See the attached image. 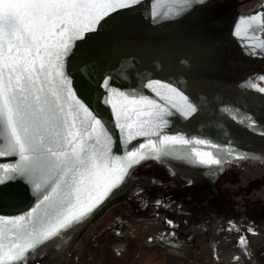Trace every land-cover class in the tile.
Returning a JSON list of instances; mask_svg holds the SVG:
<instances>
[{
  "label": "water",
  "instance_id": "95a60500",
  "mask_svg": "<svg viewBox=\"0 0 264 264\" xmlns=\"http://www.w3.org/2000/svg\"><path fill=\"white\" fill-rule=\"evenodd\" d=\"M126 2L130 7L110 11L95 26L96 32H85L83 40L72 42V54L65 58L69 87L107 125L116 155L125 156L129 149L148 153L143 145L148 139L158 142L159 137L138 136L133 127L129 139L120 130L115 114L126 102L106 90L105 81L117 90L155 100L171 115L164 117L169 123L162 130H152H160L161 136L180 135L193 143L168 146L170 155L162 160L141 161L85 222L42 245L25 264H79L90 236L109 212L135 204L176 216L171 227L181 234L161 247L170 256L186 258L174 249L190 238L188 232L196 233L199 241L216 238L218 221L192 222L187 217L194 209L209 212L217 203L222 182L227 181L226 166L240 160L264 161V92L259 91L264 89L263 19L241 9L240 0H207L203 5L194 0ZM257 16L259 20H246ZM149 82L152 88L145 87ZM177 93L186 96L197 112L184 117L180 110L187 105ZM106 99L111 103L105 104ZM128 117L137 120L135 112L129 111ZM197 139L218 147L195 144ZM196 151L211 152L226 162L219 167L200 165ZM229 151H233L231 157ZM237 154L249 158L236 159ZM16 162L15 156L0 157V164ZM39 195L31 182L22 179L0 185V216L31 212ZM35 226H41L38 217ZM184 226L188 232H182ZM248 245L244 258L255 251ZM215 251L212 261L218 264V244Z\"/></svg>",
  "mask_w": 264,
  "mask_h": 264
},
{
  "label": "snow or ice",
  "instance_id": "6c2138e0",
  "mask_svg": "<svg viewBox=\"0 0 264 264\" xmlns=\"http://www.w3.org/2000/svg\"><path fill=\"white\" fill-rule=\"evenodd\" d=\"M128 7L126 0H0V157H18L16 163L0 164V185L22 179L40 193L31 212L0 216V225H10L0 227V264H25L42 245L85 222L141 161L162 160L170 155L168 146L193 143L180 135L161 136L169 123L164 117L171 113L155 100L117 90L105 81V89L126 102L115 114L120 130L129 139L133 127L138 136L159 137L143 145L148 153L129 149L125 156L116 155L107 125L69 87L65 58L72 54V42L83 40L85 32H96L95 26L110 11ZM145 87L152 88L153 82ZM177 95L187 105L180 110L184 117L197 112L186 96ZM129 111L137 120L130 121ZM194 143L218 147L200 139ZM195 155L208 167L226 162L211 152ZM239 243L246 244V237Z\"/></svg>",
  "mask_w": 264,
  "mask_h": 264
},
{
  "label": "flooded vegetation",
  "instance_id": "af4514ba",
  "mask_svg": "<svg viewBox=\"0 0 264 264\" xmlns=\"http://www.w3.org/2000/svg\"><path fill=\"white\" fill-rule=\"evenodd\" d=\"M240 2L241 9L259 15L264 21V0ZM261 34L264 38V23ZM226 167L227 181L222 182L221 196L217 203L209 212L206 208L194 209L187 217L192 222L200 219L218 221L216 238L214 240L201 238L199 241L193 235L196 233L186 231L189 227L184 226L182 232H188L190 238L182 242L173 240L180 243L174 251L185 254L184 259L189 263L213 264L210 261L217 256L216 244L221 250L218 253V264H247L250 260L257 261L264 250V161L240 160ZM175 217L169 212L136 204L130 208H118L109 212L101 226L96 229L98 231L96 238L99 240L109 237L115 241L137 243L139 237L146 236L142 239V245L159 248L169 256L161 245H168L172 242V237L181 234L178 229L167 223L173 222ZM233 225L235 227H232ZM202 228L207 234L208 226L204 225ZM240 237H246L247 243L240 244ZM227 242L229 247L226 248ZM245 245L255 247L254 253L246 258L244 256L248 251Z\"/></svg>",
  "mask_w": 264,
  "mask_h": 264
},
{
  "label": "rangeland",
  "instance_id": "374dc122",
  "mask_svg": "<svg viewBox=\"0 0 264 264\" xmlns=\"http://www.w3.org/2000/svg\"><path fill=\"white\" fill-rule=\"evenodd\" d=\"M97 233L98 231L96 230L90 236L89 242L86 246L85 254L79 264H96V262H100V255L102 256L104 260H106L107 253L109 255L110 253H112L111 250L117 249V248L121 249L120 253H122L121 254L122 256L126 258L129 257L131 264H135V262L136 264H139V261L141 260H144L146 264L148 263V260L152 259V257L155 258L158 255L160 256L163 255L164 257L168 256L159 248L158 249L150 248L146 244L142 245L141 243L142 239H144L146 236L139 237V239L137 240V243L123 242V243H119L118 245V243H115L117 241L112 240L109 237L107 238L105 237L104 239L98 240L96 238ZM170 257L177 258L179 261L184 262L186 264H197V263H189L187 260H185L182 257H173V256H170ZM134 260L136 261L133 262ZM210 262L215 264L212 260ZM113 263L118 264L119 262L114 261ZM247 264H264V250L261 251V255L259 256V259L257 261L250 260L247 262Z\"/></svg>",
  "mask_w": 264,
  "mask_h": 264
},
{
  "label": "crops",
  "instance_id": "0c3cea01",
  "mask_svg": "<svg viewBox=\"0 0 264 264\" xmlns=\"http://www.w3.org/2000/svg\"><path fill=\"white\" fill-rule=\"evenodd\" d=\"M115 243H123L122 241H117ZM123 250V249H122ZM121 249L117 248V249H113L111 250L112 253H110L108 255L107 253V257L106 260H104L102 258V256L100 255V262H96V264H115L113 263L114 261H118V264H131L129 257H124L122 256L120 253ZM120 256V257H119ZM163 255H158L157 257H152V259L148 260V263L146 264H186L184 262L179 261L177 258H172L170 256H166V257H162ZM116 258V259H115ZM114 259V260H113ZM121 261V262H120ZM136 260H134L133 262H135ZM136 264V262H135ZM139 264H145L144 260L139 261Z\"/></svg>",
  "mask_w": 264,
  "mask_h": 264
}]
</instances>
